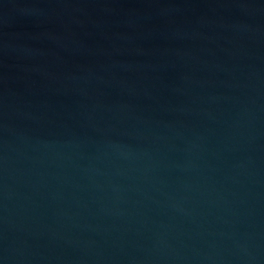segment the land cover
<instances>
[{
    "label": "water",
    "instance_id": "95a60500",
    "mask_svg": "<svg viewBox=\"0 0 264 264\" xmlns=\"http://www.w3.org/2000/svg\"><path fill=\"white\" fill-rule=\"evenodd\" d=\"M0 264H264V0H0Z\"/></svg>",
    "mask_w": 264,
    "mask_h": 264
}]
</instances>
